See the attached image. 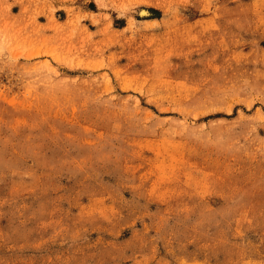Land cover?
Wrapping results in <instances>:
<instances>
[{
  "label": "rangeland",
  "instance_id": "obj_1",
  "mask_svg": "<svg viewBox=\"0 0 264 264\" xmlns=\"http://www.w3.org/2000/svg\"><path fill=\"white\" fill-rule=\"evenodd\" d=\"M0 264H264V0H0Z\"/></svg>",
  "mask_w": 264,
  "mask_h": 264
},
{
  "label": "bare ground",
  "instance_id": "obj_2",
  "mask_svg": "<svg viewBox=\"0 0 264 264\" xmlns=\"http://www.w3.org/2000/svg\"><path fill=\"white\" fill-rule=\"evenodd\" d=\"M146 13V11L145 10H141V14H145Z\"/></svg>",
  "mask_w": 264,
  "mask_h": 264
}]
</instances>
